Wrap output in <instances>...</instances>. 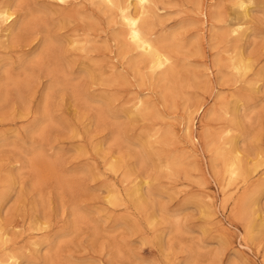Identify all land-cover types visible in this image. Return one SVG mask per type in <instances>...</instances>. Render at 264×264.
I'll list each match as a JSON object with an SVG mask.
<instances>
[{
    "label": "rangeland",
    "instance_id": "374dc122",
    "mask_svg": "<svg viewBox=\"0 0 264 264\" xmlns=\"http://www.w3.org/2000/svg\"><path fill=\"white\" fill-rule=\"evenodd\" d=\"M236 2L154 0L148 21L172 40L174 77L153 79L120 38L118 12L97 0H0L15 18L0 32V258L264 264V0H247L250 17L233 35ZM239 54L251 66L245 77L230 68ZM138 98L152 111L143 119ZM151 132L165 141L149 154L140 141ZM233 138L251 174L231 185L216 152L234 150ZM244 195L259 199L253 240L235 214Z\"/></svg>",
    "mask_w": 264,
    "mask_h": 264
},
{
    "label": "bare ground",
    "instance_id": "6f19581e",
    "mask_svg": "<svg viewBox=\"0 0 264 264\" xmlns=\"http://www.w3.org/2000/svg\"><path fill=\"white\" fill-rule=\"evenodd\" d=\"M60 3L65 4L66 0H58ZM92 1V0H91ZM98 3L111 8L112 10H116L119 14L120 17V22L122 23V26L124 28L122 34L120 35V38L124 41V43L127 45V48L130 51H135L138 56L137 59L141 64L145 65L146 69L148 70L149 74L151 75V77H153L154 79V75H159L161 76L162 79H169V78H173L174 77V67L173 65V50H172V40H168L166 39V37L164 36H160V37H155L154 33L151 30L150 27V23L148 21L149 15L153 12H155V8L153 7L154 5V0H97ZM236 7H237V13L235 15H237V19L231 23L230 25V33L234 34H238V32L241 30L243 22L245 21V19H247L248 17H250V7L248 6V2L247 0H236ZM254 1V0H252ZM250 2V1H249ZM253 5V4H251ZM256 7V6H255ZM253 9V7H252ZM204 13V11H203ZM218 13V11H217ZM154 14V13H153ZM152 15V14H151ZM150 15V16H151ZM206 17V20L208 19V15L207 13L203 14ZM220 15V13H219ZM232 15V14H231ZM154 16V15H153ZM203 16V18H205ZM218 17V16H217ZM118 18V17H116ZM202 18V19H203ZM219 18V17H218ZM14 13L11 12V8L10 5H2V7H0V32L2 33L3 37H6L8 35L9 32H12V23L14 21ZM115 19V18H114ZM118 20V19H117ZM38 21V20H37ZM208 21V20H207ZM206 21V22H207ZM152 25V24H151ZM207 25V24H206ZM116 26V25H115ZM121 27V26H120ZM17 28V27H16ZM222 34V33H221ZM176 35V34H175ZM247 35V34H246ZM250 35V34H249ZM222 36V35H221ZM171 37V36H170ZM117 38V37H116ZM172 39V38H171ZM84 40V41H83ZM82 41L85 43L86 39H83ZM90 42V41H89ZM73 43V42H72ZM80 43V42H79ZM123 43V44H124ZM78 44V43H77ZM83 44V43H82ZM88 44V43H87ZM86 44V46H88ZM125 44L123 46H125ZM81 44H79L80 46ZM122 46V45H121ZM237 46V45H236ZM78 47V46H77ZM82 47V45L80 46ZM82 48H85V50H87L88 48L83 46ZM87 48V49H86ZM126 48V49H127ZM79 49V47H78ZM90 49V48H89ZM88 49V50H89ZM125 49V48H124ZM125 49V50H126ZM240 50V49H239ZM123 52V49L122 51ZM238 52V51H237ZM122 54V53H121ZM123 54H126L123 53ZM119 56V55H118ZM126 56V55H125ZM246 57H244L243 54H239L236 57H232L230 60V68H232V70H234V72H236L237 75L239 76H243L244 74H246V72H248V70L251 68V66L247 63V60L245 59ZM88 61L90 62L91 60L88 59ZM118 61V60H117ZM134 61V58H133ZM138 61L133 62L135 66L138 65ZM87 62V61H86ZM92 62V61H91ZM84 64V63H83ZM95 64V63H94ZM98 64V62H97ZM131 64V63H130ZM252 64V63H251ZM101 65V64H100ZM228 65V64H227ZM253 65V64H252ZM87 66V65H85ZM97 66V65H96ZM95 66V67H96ZM103 66V65H102ZM120 66V65H119ZM139 66V65H138ZM91 67V66H90ZM94 67V66H93ZM92 67V68H93ZM97 67H100L99 64ZM108 68V67H106ZM139 68V67H138ZM94 69V68H93ZM99 69V68H98ZM229 69V68H228ZM103 70V68L100 70ZM106 70V69H105ZM108 70V69H107ZM141 70V69H139ZM145 70V69H144ZM91 71V69L89 70ZM97 70H95L96 72ZM136 71V70H135ZM143 71V70H142ZM106 72V71H105ZM111 72V71H110ZM109 72V73H110ZM138 72V71H137ZM251 72V71H250ZM91 73V72H90ZM108 73V74H109ZM140 73V72H139ZM145 73V72H144ZM261 73V72H260ZM259 73V74H260ZM97 75V74H96ZM100 76H102V74H99ZM232 75V74H231ZM262 75V74H261ZM98 76V75H97ZM248 76V75H247ZM90 77V76H89ZM245 77V76H243ZM242 77V78H243ZM260 77V76H259ZM92 78V77H91ZM99 78V77H98ZM176 78V77H175ZM174 78V79H175ZM96 80V79H95ZM100 80V79H99ZM98 80V81H99ZM105 80V79H104ZM117 80V78H116ZM241 80V79H240ZM247 80V77H246ZM16 81V80H15ZM90 81V80H89ZM97 81V82H98ZM171 81V79H170ZM156 82V81H155ZM166 82V81H165ZM242 82V81H241ZM255 82V81H254ZM253 82V83H254ZM99 83V82H98ZM97 83V84H98ZM101 83V81H100ZM114 83V82H113ZM116 83V82H115ZM239 83V82H238ZM246 83V82H245ZM257 83V82H256ZM254 83V84H256ZM93 84V83H92ZM102 84V83H101ZM247 84V83H246ZM251 85V84H250ZM253 85V84H252ZM256 86V85H255ZM15 88V87H14ZM254 89V86H253ZM252 90V89H250ZM179 91V90H178ZM248 91V90H247ZM254 91V90H253ZM141 92V91H140ZM256 92V90L254 91ZM176 93V92H175ZM103 96V94H102ZM99 97V96H98ZM108 99V98H107ZM109 100V99H108ZM110 100L112 102L113 97ZM109 100V101H110ZM240 101H242V99H240ZM239 101V102H240ZM110 104V103H109ZM149 103H147L148 105ZM227 104V103H226ZM229 104V102H228ZM236 104V103H235ZM239 104V103H238ZM144 101H142L141 99L138 98V101L135 103L134 105V110L136 113H133L137 118H145L148 115H150V113L152 111H150V108L147 106ZM240 105V104H239ZM231 107V105H229V108ZM237 107V106H236ZM227 108V107H225ZM228 109V111H230ZM226 109V111H227ZM232 109V108H231ZM132 110V111H134ZM203 110L202 105L197 106L196 112H201ZM235 110V109H234ZM129 111V110H128ZM128 111L126 113H128ZM108 112V110H107ZM111 114L112 112L109 111ZM232 112V111H231ZM240 112V111H239ZM202 113V112H201ZM132 114V113H131ZM228 114V113H227ZM233 114V113H232ZM131 117V116H130ZM135 117V118H136ZM168 117V116H167ZM228 117V116H227ZM129 118V117H128ZM152 118V117H151ZM131 119H133L131 117ZM130 119V120H131ZM150 119V118H149ZM162 119V118H161ZM133 121V120H132ZM135 121V120H134ZM144 121V120H142ZM237 122V121H236ZM140 123V121H139ZM133 125L134 122H133ZM219 125V124H218ZM241 125V124H240ZM242 126V125H241ZM240 128V127H239ZM241 129V128H240ZM148 131V130H147ZM152 131H154L152 129ZM144 134V133H143ZM157 134V132L152 133L151 134H147L146 136V140L144 141H140V144L142 143V145L144 146L145 150L149 152V154H151V152L155 151L156 148V143H160L165 141L164 138H159L157 142H152L151 138L153 136H155ZM226 134V133H225ZM141 137V135H139ZM138 136V137H139ZM145 136V135H144ZM137 137V138H138ZM194 137V136H193ZM221 138V137H220ZM140 139V138H139ZM195 139V138H194ZM228 140V139H227ZM138 141V140H137ZM225 141V140H223ZM222 141V142H223ZM196 142V141H195ZM229 142V141H226ZM198 143V142H197ZM229 144V143H227ZM230 144L232 145L234 150H227V149H219L220 152L217 153V156H219V159L222 162V170L220 173H218L219 175H221V177L223 179H225V181L227 180L229 184H233L238 178L243 177L246 178L245 176H247V173L251 174V171H247L244 163L242 161L241 158H243L241 156L240 158V151L238 148H236V142L234 141V138L230 141ZM229 144V145H230ZM98 145V144H97ZM141 146V145H140ZM142 146V147H143ZM218 147V146H217ZM216 147V148H217ZM97 148V147H96ZM42 150V149H41ZM215 150V149H213ZM143 151V150H142ZM158 152V151H157ZM214 152V151H213ZM160 153V152H158ZM155 154V152H154ZM156 155V154H155ZM202 155V154H201ZM148 156V155H147ZM158 157V156H157ZM215 157V156H214ZM246 157V156H245ZM156 158V157H155ZM217 159V158H216ZM247 159V158H246ZM249 159V158H248ZM151 160V158H150ZM244 160V159H243ZM257 161V160H256ZM264 161V160H263ZM115 162V161H114ZM179 160L175 157L171 158V160L168 161V168L173 169L175 168L178 164H179ZM219 162V161H218ZM154 163V162H153ZM258 165L260 164V162H257ZM254 167H249L250 168H255V163ZM123 166V165H122ZM212 168H214V164L212 163ZM261 166V165H259ZM109 167V166H108ZM179 167V166H178ZM177 167V168H178ZM181 167V166H180ZM110 168L113 171H118L120 168V164L117 163H113L111 162L110 164ZM163 168V167H161ZM179 170V169H178ZM181 170V169H180ZM214 170V169H213ZM254 172L258 171L257 169H253ZM166 172V171H165ZM164 172V173H165ZM171 172V171H169ZM253 172V171H252ZM255 172V173H256ZM254 173V174H255ZM263 173V172H262ZM104 174V173H103ZM159 174V173H158ZM168 174V173H167ZM174 176V175H172ZM249 176V174H248ZM169 176H166V178H168ZM157 179V178H156ZM174 179V178H173ZM248 179V178H247ZM250 180V179H248ZM247 180V182H248ZM238 181V180H237ZM149 183V182H148ZM226 183V182H225ZM246 184V182H245ZM10 185V184H9ZM117 187V186H116ZM134 187V186H133ZM236 188V187H235ZM262 188V187H261ZM260 188V189H261ZM115 189V188H114ZM118 189V188H117ZM116 189V190H117ZM135 189V187L133 188ZM253 189V188H252ZM264 189V187H263ZM114 190L115 192L112 193L111 198H110V202L114 205L118 204L119 199L121 198V195H123L122 193L118 192ZM144 190V189H143ZM145 191V190H144ZM143 191V192H144ZM132 192V191H129ZM138 190H134L132 193H129V195H138ZM235 192V191H234ZM110 193V192H109ZM127 195V193L125 194V196ZM209 195V194H208ZM249 195V194H248ZM145 196V195H144ZM136 197V196H135ZM134 198V197H133ZM132 199V198H131ZM130 200V199H129ZM133 200V199H132ZM263 200V199H262ZM108 201V200H107ZM259 202L258 197H249L247 195L242 196V198L239 199L238 203L235 206V214L236 216L245 219L246 220V225H245V237H242L243 239L246 240H253L254 238V229L256 227V221L254 220L252 213L250 212L251 209V204L253 205L255 203V205H257ZM136 207L141 209L144 206V202L143 200H141L140 198L136 197ZM203 205V204H202ZM201 205V206H202ZM121 206V204L119 205ZM204 206V205H203ZM144 208V207H143ZM142 208V209H143ZM263 208V206H262ZM261 208V211H262ZM138 209V210H139ZM264 209V208H263ZM264 211V210H263ZM260 214V212H258ZM257 213V214H258ZM253 214H256L253 211ZM264 214V213H263ZM257 216V215H256ZM245 217V218H244ZM255 217V215H254ZM259 217V216H258ZM261 217V214H260ZM147 219V218H146ZM152 219V218H151ZM260 220V219H259ZM262 220V218H261ZM99 223V222H98ZM230 223V222H229ZM136 225V224H134ZM85 226V225H84ZM264 223L260 224L259 227H263ZM1 227V226H0ZM132 227V226H131ZM37 229V228H36ZM91 229V228H90ZM144 229V228H143ZM152 231V230H151ZM98 232V231H97ZM96 232V233H97ZM259 233V232H258ZM6 235L3 234L2 232V227L0 228V241L4 240ZM93 236V235H92ZM245 241V240H243ZM247 244V243H246ZM4 245V244H3ZM11 246V245H10ZM34 250V249H33ZM35 253V252H34ZM21 254V253H19ZM242 254L244 255V253L242 252ZM19 257L21 258L22 256H16L15 254H9L6 255L3 258H0V264H20L21 260L19 259ZM20 260V262H19ZM50 263V262H49ZM237 264V262H236Z\"/></svg>",
    "mask_w": 264,
    "mask_h": 264
}]
</instances>
